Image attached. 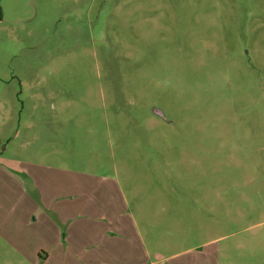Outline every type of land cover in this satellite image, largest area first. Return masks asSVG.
Returning a JSON list of instances; mask_svg holds the SVG:
<instances>
[{"label": "rangeland", "instance_id": "374dc122", "mask_svg": "<svg viewBox=\"0 0 264 264\" xmlns=\"http://www.w3.org/2000/svg\"><path fill=\"white\" fill-rule=\"evenodd\" d=\"M10 158L125 235L87 264H264V0H0Z\"/></svg>", "mask_w": 264, "mask_h": 264}, {"label": "crops", "instance_id": "0c3cea01", "mask_svg": "<svg viewBox=\"0 0 264 264\" xmlns=\"http://www.w3.org/2000/svg\"><path fill=\"white\" fill-rule=\"evenodd\" d=\"M9 168L0 165V250L9 258L36 263L48 262L54 251H62L65 260L76 258L87 264L94 236L113 242L125 235L104 225L93 224L91 209L84 205V218L78 219L76 177L51 165L16 161ZM79 222V224H78ZM74 247V248H72ZM37 254V255H34ZM144 264H162L168 256L156 252L151 259L145 249Z\"/></svg>", "mask_w": 264, "mask_h": 264}]
</instances>
